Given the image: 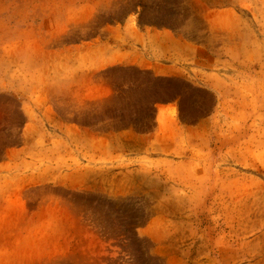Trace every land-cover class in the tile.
I'll return each mask as SVG.
<instances>
[{
	"label": "rangeland",
	"instance_id": "1",
	"mask_svg": "<svg viewBox=\"0 0 264 264\" xmlns=\"http://www.w3.org/2000/svg\"><path fill=\"white\" fill-rule=\"evenodd\" d=\"M0 264H264V0H0Z\"/></svg>",
	"mask_w": 264,
	"mask_h": 264
}]
</instances>
